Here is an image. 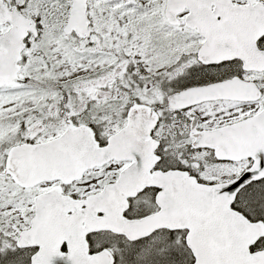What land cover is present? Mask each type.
Masks as SVG:
<instances>
[{
	"label": "flooded vegetation",
	"instance_id": "1",
	"mask_svg": "<svg viewBox=\"0 0 264 264\" xmlns=\"http://www.w3.org/2000/svg\"><path fill=\"white\" fill-rule=\"evenodd\" d=\"M73 4L0 0L8 16L0 36L14 31L0 50L16 55L18 69L0 93L19 94L13 112L0 108V264H31L39 246L18 239L38 210L58 196L78 204L122 173L138 188L96 204L130 233L89 232L87 254L150 264L171 252V264H192L188 229L169 219L171 185L233 183L264 160V0H86L72 15ZM68 56H76L73 78L58 73ZM61 136L67 143L54 154L41 149ZM52 156L85 170L37 180L36 167ZM250 175L230 207L264 225V171ZM67 238L61 254L77 245L78 231ZM263 248L264 235L250 251Z\"/></svg>",
	"mask_w": 264,
	"mask_h": 264
},
{
	"label": "water",
	"instance_id": "2",
	"mask_svg": "<svg viewBox=\"0 0 264 264\" xmlns=\"http://www.w3.org/2000/svg\"><path fill=\"white\" fill-rule=\"evenodd\" d=\"M85 2L86 0H74L72 15H75L79 8L83 10ZM5 13L0 12V17L8 18ZM13 36L14 31L10 30L0 36V42ZM15 63V54L9 49L0 50V86L12 84L17 80L18 69ZM65 143L67 136H61L43 144L41 149L52 151L54 154L61 148V144ZM15 151L16 148L11 149L9 162L13 161ZM56 160L58 159L55 156L48 157L50 162L47 166H37L36 179L64 176L67 175L66 172L70 174L85 168L61 166ZM262 170L264 171V160L257 159L254 166L233 183L203 185L181 181L171 185L170 191L175 198L177 209L174 214L169 213V219L175 221V226L188 229L186 241L194 256L193 264H264V249L250 251V246L264 235V226L261 223L249 222L230 207L236 192L253 177L250 173ZM75 176L77 175L71 178ZM125 178L123 173L117 183L106 186L97 195L79 201L78 204H73L65 196H58L59 200H54L47 211L38 210L32 219L31 227L22 231L18 240V244L22 246H39L31 264H113L112 256L105 250L88 255L83 235L85 238V234L100 229L130 233L129 223L115 215L110 207L96 204L97 200H109L113 192L129 195L139 186L130 187ZM68 210L72 211L70 215L66 214ZM99 211L103 216H97ZM73 227L79 233V242L74 249L69 248L67 254H61L58 252V241L67 238ZM67 240L69 241L68 238Z\"/></svg>",
	"mask_w": 264,
	"mask_h": 264
},
{
	"label": "rangeland",
	"instance_id": "3",
	"mask_svg": "<svg viewBox=\"0 0 264 264\" xmlns=\"http://www.w3.org/2000/svg\"><path fill=\"white\" fill-rule=\"evenodd\" d=\"M68 60H70L68 65H64L63 63L62 65H64V67L60 68L58 73L60 74V76L62 75V77L69 76L70 78H73L76 75V70H77L76 56H68ZM5 91L7 92L0 93V102H2V104L0 103V108L3 107V112L6 114L14 111V106L16 104L15 100L19 94L16 93L14 88L12 87L8 88ZM6 126H7L6 124L5 125L0 124V129L1 128L5 129L7 128ZM178 264H186V261L182 259Z\"/></svg>",
	"mask_w": 264,
	"mask_h": 264
},
{
	"label": "trees",
	"instance_id": "4",
	"mask_svg": "<svg viewBox=\"0 0 264 264\" xmlns=\"http://www.w3.org/2000/svg\"><path fill=\"white\" fill-rule=\"evenodd\" d=\"M167 253V250H166ZM174 259L173 257V253L168 252L166 254V256H164L163 258H159L154 262H151L150 264H171V262H173L172 260Z\"/></svg>",
	"mask_w": 264,
	"mask_h": 264
}]
</instances>
